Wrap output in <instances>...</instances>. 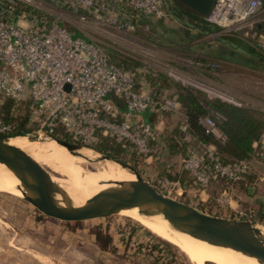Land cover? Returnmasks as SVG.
Masks as SVG:
<instances>
[{
	"label": "built area",
	"instance_id": "2783aa9c",
	"mask_svg": "<svg viewBox=\"0 0 264 264\" xmlns=\"http://www.w3.org/2000/svg\"><path fill=\"white\" fill-rule=\"evenodd\" d=\"M144 17H168L167 0H0V104L6 98L29 99L39 130L51 133L62 125L71 141L89 146L111 135L118 142L133 144L139 153L152 155L151 140L160 129L143 113L156 109L161 115L175 110L179 102L139 89V72L145 73L144 69L124 68L105 46L67 26L76 22L82 30L118 42L121 39L112 35L133 36L138 27L149 29ZM206 18L224 31L250 28L264 19V0H216ZM258 46L264 50V39L258 40ZM166 73L194 80L184 70L169 67ZM199 83L211 96L242 105L215 82ZM200 120L207 132L228 141L210 114H201ZM12 129L11 123L0 118V135H10ZM259 142L264 153V135ZM209 156L210 165L202 155L184 161L204 190L212 178L238 179L249 167L244 160L223 162L213 144Z\"/></svg>",
	"mask_w": 264,
	"mask_h": 264
},
{
	"label": "rangeland",
	"instance_id": "374dc122",
	"mask_svg": "<svg viewBox=\"0 0 264 264\" xmlns=\"http://www.w3.org/2000/svg\"><path fill=\"white\" fill-rule=\"evenodd\" d=\"M167 3L170 4L169 0ZM166 25L167 27L172 25L170 31L165 29L167 36H177L175 28L181 26V21L177 19L174 20V23L167 22ZM67 26L75 34L84 35L91 40L94 39L96 43L110 48L112 56L117 59H122L123 55H126L140 62L141 69H144L145 72H166L169 67L184 70V74L194 80L170 76L182 85L196 88H200L199 82H215L219 88H224L222 89L224 92L227 89L230 90L226 93L233 99H240L242 105H252L264 109V97L260 94L264 91L262 75L244 74L241 66L235 65L233 68L224 65L220 60H210L212 65L210 73L202 71L193 63L194 58L197 57L195 53L188 56L183 54L181 49H174L171 45H162L163 39H158V37L160 38L163 33L158 34L155 31L156 40L146 38L147 36L145 37L142 31L133 36L112 35L121 39L116 42L102 33L82 30L83 27L76 22L67 23ZM91 27L98 30L95 26ZM257 38L259 41L264 39L262 35ZM168 41L170 42L169 39ZM140 83L143 84V81L141 80ZM150 90L153 91L151 87L147 91ZM208 94L211 95L209 92ZM223 99L230 101L231 98L224 97ZM179 105L180 103L175 110H170L169 113L155 119L159 129L164 127L166 121L175 123L182 117L183 113L180 112ZM31 132L48 137L47 132L45 133L43 130L35 129L27 133ZM258 144L260 157L255 156L251 159L252 166L246 161L249 165L247 170L252 168L258 176L255 183L249 186V190L245 191H240L237 187H234V190L223 191L221 183L218 185L217 182L210 183L204 190L203 186L198 184L197 179L192 186H184L179 180H173L171 176L177 169L180 171L185 168L190 171L184 162L188 157L183 159L182 156L176 154L166 158L167 151H162V149L164 154L147 155L143 158L144 161L140 166H132L126 161L125 164L133 168L136 167L145 179L154 183L162 192L188 202L201 210L232 220L242 219L256 224H264V214L261 213L262 205L259 200L261 198L259 195H264V180L261 179L264 177V153H262L261 143L258 142ZM209 146H205V152L208 154ZM92 148L89 149L101 157L85 161L84 165L88 175L99 172V168L103 166V158L107 156L106 153ZM109 158L123 162L113 156H109ZM190 173L192 172L190 171ZM211 186L213 189L209 192ZM146 223L152 227L118 211L107 217L76 222L63 221L40 212L26 197H18L9 191L0 190V264H151L145 254L153 256V253L157 252L164 255V258L159 259L164 262L163 264H193L177 244L154 231L161 228L159 225L149 221ZM260 227L264 229L263 226ZM98 231L101 232L102 240L97 239ZM107 236H111L112 240L105 243L103 241H106ZM147 260L149 263H146ZM203 264L218 263L205 260Z\"/></svg>",
	"mask_w": 264,
	"mask_h": 264
},
{
	"label": "trees",
	"instance_id": "16d2710c",
	"mask_svg": "<svg viewBox=\"0 0 264 264\" xmlns=\"http://www.w3.org/2000/svg\"><path fill=\"white\" fill-rule=\"evenodd\" d=\"M169 2L170 4L167 3L168 17L166 18L173 15L181 21V26L175 28L177 36L168 37L170 42L164 35H161L160 38L158 37V39H163L161 41L162 45H171L174 49H181L182 53L188 56H192L195 53L197 57L194 56L195 60L193 63L199 67L198 69L209 73L212 69L210 60L232 61L245 65L249 63L254 65L262 64L259 58L264 56V50L258 46L257 36L262 35L264 38V29L262 28L264 19L250 28L241 27L232 31H224L219 26L209 22L205 14L182 1L169 0ZM166 18L152 19L144 17L142 21L149 23L150 27L149 29L138 27L137 32L142 31L144 36H147L146 38L156 40L155 33H160L158 29L160 26L168 29L164 22ZM220 31L221 33L216 38H213L216 41L210 46L209 39H206L205 36L209 33ZM247 31L249 32L248 35L246 34ZM106 49L113 60L124 68L134 69L137 65L141 68V63L131 59V57L123 55L122 59H117L112 56L110 48L106 47ZM143 79L149 82L155 94L159 96L166 95L177 100L180 103L179 110L183 113L182 117L175 123L166 121L164 127L159 130L157 137L151 140L154 154H164L162 151H167L168 155L166 158L178 154L183 159L190 155H203L206 164L210 165L212 161L209 154L205 152V146L213 144L221 160L225 163L244 160L248 161L250 166H252L251 159L255 156L260 157L258 142L264 135L263 108L244 104L238 105L222 97L211 96L202 88L182 85L163 71L153 73L149 71L143 75L139 72V89L142 88L140 81ZM116 100L122 108H125V104L120 98L116 97ZM169 112H164L161 115ZM203 113H208L213 117L219 128L227 134V142L219 140L206 131L204 124L200 120V115ZM159 115L156 109L147 110L143 113L145 119L150 122H154ZM0 118L13 125L11 134L14 135L32 134L34 132H27L39 128L37 121L32 116L29 99L17 102L12 98H6L0 104ZM51 134L62 140H70L68 132L62 125L56 127ZM92 147L136 167L143 163V158L146 156L144 153H139L133 144L118 142L111 135L102 136L100 141L92 145ZM257 176L258 174L252 168H249L239 180L218 176L212 178L209 184L217 182L218 185L221 183L222 190L225 188L230 190L237 187L238 190L245 191L249 190V186L255 183ZM171 177L173 180H179L184 186L188 187L192 186L196 179L185 168L180 171L177 169ZM212 189L213 187L211 186L209 192ZM96 234L97 239L102 240L101 232L98 231ZM111 240L112 237L107 236L106 241L103 242H111ZM153 250L155 251V249ZM153 257L155 259L154 262L157 263L164 258V255L157 252L153 253Z\"/></svg>",
	"mask_w": 264,
	"mask_h": 264
},
{
	"label": "bare ground",
	"instance_id": "6f19581e",
	"mask_svg": "<svg viewBox=\"0 0 264 264\" xmlns=\"http://www.w3.org/2000/svg\"><path fill=\"white\" fill-rule=\"evenodd\" d=\"M22 135L9 136L6 141L27 152L46 168L51 199L60 206L78 210L96 200L105 199L103 192L106 190L124 189L130 183L139 181L137 173L131 167L106 156L102 161L103 166L98 170L101 173L88 175L85 161L101 157L89 149L92 147L80 145L73 149L50 135L43 137V134L35 132ZM31 183L32 179H24L15 172L13 166L0 161V190L9 191L18 197H28L32 195L29 188ZM118 212L134 217L148 227L152 226L146 221L159 225L161 228L154 231L177 244L193 264H203L205 260L218 264H264L263 259L243 250L215 244L191 234L153 205L126 206ZM234 224L249 235L264 241V229L260 227H264L263 223Z\"/></svg>",
	"mask_w": 264,
	"mask_h": 264
},
{
	"label": "water",
	"instance_id": "95a60500",
	"mask_svg": "<svg viewBox=\"0 0 264 264\" xmlns=\"http://www.w3.org/2000/svg\"><path fill=\"white\" fill-rule=\"evenodd\" d=\"M180 1L207 15L216 0ZM44 132L46 133V131ZM47 134L69 148L75 149L82 145L71 140L59 139L49 132ZM9 136H14V134L0 135V161H5L13 166L15 172L24 179H32L29 187L32 195L26 198L47 216L76 222L107 217L126 206L153 205L166 217L197 237L215 244L235 247L264 260V241L249 235L240 226L234 224V222L256 223L242 219L232 220L225 216L211 214L188 202L174 198L159 190L154 183L145 179L136 168L125 164V162L120 163L131 167L137 173L138 182L130 183L124 189L106 190L103 192L106 196L105 199L96 200L87 207L78 210L60 206L51 199L46 168L24 150L8 143L6 138ZM109 156L106 157L109 158Z\"/></svg>",
	"mask_w": 264,
	"mask_h": 264
},
{
	"label": "crops",
	"instance_id": "0c3cea01",
	"mask_svg": "<svg viewBox=\"0 0 264 264\" xmlns=\"http://www.w3.org/2000/svg\"><path fill=\"white\" fill-rule=\"evenodd\" d=\"M169 8V7H168ZM152 18V17H151ZM152 19H154V18H152ZM174 20L176 21L177 20V18H175L173 15H171L169 18H166L165 19V23L167 24V22H169V24L170 23H174ZM168 27H172V25L171 26H168ZM192 27V26H191ZM170 28H168V30H170ZM263 29H264V26L262 27ZM159 31H160V33L162 34L163 33V35H164V33H165V27L164 26H160L159 28ZM168 33H170L169 31H168ZM217 33H221V31L220 32H213V33H209V34H207L206 36H205V38L206 39H209V45L211 46L212 44H213V42L214 41H216L215 39H213V38H216V34ZM165 38H167L168 36H167V34L165 33ZM167 36V37H166ZM172 36H170V38H171ZM213 40V41H212ZM261 61H262V64H259V65H254V64H252V63H249V64H247V65H245V64H240V63H236V62H232V61H224L223 62V64L224 65H228V66H231V67H235V65H237V66H241V68L243 69L242 71L244 72V74L245 73H251V74H257V75H262V84L264 85V56H262V57H260L259 58ZM232 69V68H231ZM142 75L144 74L143 72L141 73ZM143 81V84H142V88L144 89V90H148L149 88H150V85H149V82L148 81H146V80H142ZM148 82V83H147ZM263 88H264V86H263ZM261 94V96H263L264 97V91H262V93H260ZM160 116H162V115H159L158 117H160ZM156 121V120H155ZM261 179L262 180H264V177H261ZM232 190H234V189H232ZM223 191H228V189L227 188H225ZM261 198H259V200L261 201V205H262V208H261V210L264 212V195H259ZM146 255V257L147 258H149V261H151L150 263L151 264H158V263H160V264H162V262H154V259H152V258H154L151 254H145ZM146 263H149L148 262V260H147V262Z\"/></svg>",
	"mask_w": 264,
	"mask_h": 264
},
{
	"label": "flooded vegetation",
	"instance_id": "af4514ba",
	"mask_svg": "<svg viewBox=\"0 0 264 264\" xmlns=\"http://www.w3.org/2000/svg\"><path fill=\"white\" fill-rule=\"evenodd\" d=\"M261 213H263V214H264V212H263V211H261Z\"/></svg>",
	"mask_w": 264,
	"mask_h": 264
}]
</instances>
